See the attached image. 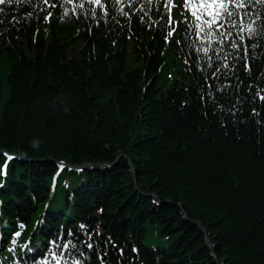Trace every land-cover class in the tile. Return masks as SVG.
Listing matches in <instances>:
<instances>
[{"label": "trees", "instance_id": "obj_1", "mask_svg": "<svg viewBox=\"0 0 264 264\" xmlns=\"http://www.w3.org/2000/svg\"><path fill=\"white\" fill-rule=\"evenodd\" d=\"M55 2L0 4V152L20 157L0 176L4 238L43 217L87 264H264V19L250 70L212 77L221 59L139 10Z\"/></svg>", "mask_w": 264, "mask_h": 264}, {"label": "snow or ice", "instance_id": "obj_2", "mask_svg": "<svg viewBox=\"0 0 264 264\" xmlns=\"http://www.w3.org/2000/svg\"><path fill=\"white\" fill-rule=\"evenodd\" d=\"M21 2L22 0H0V4L9 5ZM87 2L102 9L105 14H108L107 5L110 3L114 7L119 6L116 10L126 17H131L133 13L139 10L143 13L139 17L141 21L145 19V16H148L152 26L159 27L166 32V35H164L165 41H169V38L175 34L180 37L176 40V43L182 45L195 37L194 48L203 54L201 58L205 59L209 66L213 65L214 57L222 60V65L217 66L211 72L212 77L219 76L223 68L231 69L235 67L237 58L243 61L244 71L250 70L251 65L248 62L249 48L255 47L251 44V39L257 31L256 25L251 20L253 16L256 19H264L259 13L249 15V9L256 4L264 5V0H87ZM42 3L56 7L55 0H42ZM67 3H73V0H67ZM80 6H84V0H80ZM174 9L180 15L179 20L173 14ZM2 11L0 9V12ZM153 12L157 14L156 20H152ZM51 15L52 12L48 11L44 19L47 20ZM93 15H96L95 11ZM61 18L63 19V17ZM180 25H183V28L178 32ZM260 30L264 34V24L260 26ZM245 36L248 37L247 41ZM246 43H248V47H245ZM190 62V60L185 61V63ZM256 95L264 100V95L260 93ZM203 98L201 97V99ZM255 111L256 109H253V112ZM0 155L6 157L4 163L0 165V174L7 175L8 163L16 157L7 151L0 152ZM2 183L0 181V186H2ZM20 227L23 228L26 225L20 222ZM86 227V225H81V228ZM21 234L19 230L12 233L15 237H20ZM68 235H72L71 229L68 230ZM71 247L74 248L75 245H71ZM87 247L92 249L94 245L89 242ZM95 247L98 248L99 245L97 244ZM69 248L70 243L62 242L59 236L50 238L36 264H50V261L51 264H62V262L69 259L64 252V249ZM77 251L79 250L77 249ZM133 251L135 252L137 249L133 247ZM83 255L84 253H80V256ZM80 256L73 255L70 264H84ZM106 256L107 253H103L100 264H107Z\"/></svg>", "mask_w": 264, "mask_h": 264}, {"label": "bare ground", "instance_id": "obj_3", "mask_svg": "<svg viewBox=\"0 0 264 264\" xmlns=\"http://www.w3.org/2000/svg\"><path fill=\"white\" fill-rule=\"evenodd\" d=\"M86 165H88V166H90V167H92V164H86ZM161 203H159V205H160ZM213 259L214 260H216L217 261V257H216V254L213 252Z\"/></svg>", "mask_w": 264, "mask_h": 264}]
</instances>
